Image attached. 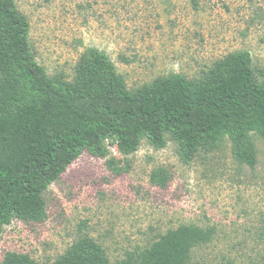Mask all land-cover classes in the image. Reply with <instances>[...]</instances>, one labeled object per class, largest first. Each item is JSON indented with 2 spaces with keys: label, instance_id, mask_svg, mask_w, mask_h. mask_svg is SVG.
<instances>
[{
  "label": "rangeland",
  "instance_id": "rangeland-1",
  "mask_svg": "<svg viewBox=\"0 0 264 264\" xmlns=\"http://www.w3.org/2000/svg\"><path fill=\"white\" fill-rule=\"evenodd\" d=\"M14 2L28 21L35 60L50 77L71 81L80 56L94 48L129 91L173 73L196 79L239 51L249 53L254 75L264 79V0ZM252 142L250 168L236 161L227 139L189 163L169 138L163 149L142 141L130 155L107 139L105 158L84 152L46 189L43 222L14 220L2 229L0 262L14 252L53 264L87 237L115 263L169 230L194 225L214 235L192 251L190 264H264V141L252 135ZM156 169L166 172L164 188L150 182Z\"/></svg>",
  "mask_w": 264,
  "mask_h": 264
},
{
  "label": "trees",
  "instance_id": "trees-1",
  "mask_svg": "<svg viewBox=\"0 0 264 264\" xmlns=\"http://www.w3.org/2000/svg\"><path fill=\"white\" fill-rule=\"evenodd\" d=\"M252 135L264 141V79L248 52L225 56L193 80L173 73L129 91L108 56L89 48L66 81L36 62L27 19L14 0H0V233L14 220L43 222L46 189L84 152L105 158L107 139L130 155L142 141L163 149L169 138L184 163L227 139L236 161L252 168ZM167 181L163 169L150 174L157 187ZM213 235L180 225L115 263L82 237L53 264H190ZM0 264L38 263L8 252Z\"/></svg>",
  "mask_w": 264,
  "mask_h": 264
}]
</instances>
